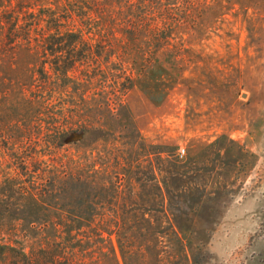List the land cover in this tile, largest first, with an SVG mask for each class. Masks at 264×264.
I'll list each match as a JSON object with an SVG mask.
<instances>
[{
  "label": "rangeland",
  "instance_id": "rangeland-1",
  "mask_svg": "<svg viewBox=\"0 0 264 264\" xmlns=\"http://www.w3.org/2000/svg\"><path fill=\"white\" fill-rule=\"evenodd\" d=\"M23 163L106 204L0 264H264V0H0V201Z\"/></svg>",
  "mask_w": 264,
  "mask_h": 264
},
{
  "label": "trees",
  "instance_id": "trees-1",
  "mask_svg": "<svg viewBox=\"0 0 264 264\" xmlns=\"http://www.w3.org/2000/svg\"><path fill=\"white\" fill-rule=\"evenodd\" d=\"M65 74L63 75L66 76ZM64 168H47L45 171L35 167L30 170L24 163L18 168L15 167L13 176L5 177L2 186L0 227L9 225L12 230L31 233V230L37 227L34 225L37 222L42 230L55 229V226L59 225L66 231V228H74L75 223H79L76 225L77 229H81L83 225H80L81 222L49 224L50 218L54 217V211L65 210L75 221L91 220L96 212L101 216L102 213L97 211L100 207H95L94 200H97L99 206L105 205L102 196H105L106 188L101 185L91 187L93 182L88 177L70 168ZM20 174L24 178H21ZM16 199L21 201H14ZM7 247L6 244H0V256Z\"/></svg>",
  "mask_w": 264,
  "mask_h": 264
},
{
  "label": "built area",
  "instance_id": "built-area-1",
  "mask_svg": "<svg viewBox=\"0 0 264 264\" xmlns=\"http://www.w3.org/2000/svg\"><path fill=\"white\" fill-rule=\"evenodd\" d=\"M185 151L184 148H181L180 151H178V154L182 155V153Z\"/></svg>",
  "mask_w": 264,
  "mask_h": 264
}]
</instances>
